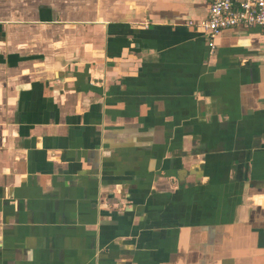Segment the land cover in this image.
I'll return each mask as SVG.
<instances>
[{"label": "crops", "instance_id": "crops-1", "mask_svg": "<svg viewBox=\"0 0 264 264\" xmlns=\"http://www.w3.org/2000/svg\"><path fill=\"white\" fill-rule=\"evenodd\" d=\"M210 0H0V264H264V30Z\"/></svg>", "mask_w": 264, "mask_h": 264}, {"label": "built area", "instance_id": "built-area-1", "mask_svg": "<svg viewBox=\"0 0 264 264\" xmlns=\"http://www.w3.org/2000/svg\"><path fill=\"white\" fill-rule=\"evenodd\" d=\"M188 24L205 32L213 52L215 37L224 28L257 25L264 30V0H210L206 17Z\"/></svg>", "mask_w": 264, "mask_h": 264}]
</instances>
